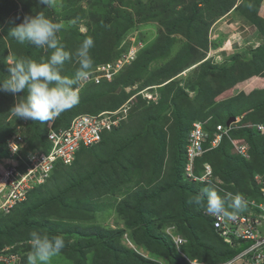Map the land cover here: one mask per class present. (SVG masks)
<instances>
[{
  "label": "rangeland",
  "instance_id": "1",
  "mask_svg": "<svg viewBox=\"0 0 264 264\" xmlns=\"http://www.w3.org/2000/svg\"><path fill=\"white\" fill-rule=\"evenodd\" d=\"M252 2L253 0H236L230 12L222 15L225 13V9H220L223 0H54L53 7L42 6L38 0H0V61L9 54L13 59H31L37 62L46 60L51 55L50 49L38 48L27 42L20 44L8 34L9 29L22 23L25 16H35L43 12L46 17L62 23V29L57 34L59 42L72 55L69 61L59 67L62 75L74 77L79 68L75 53L87 37H91L94 42L90 49L93 60L90 72L98 66L108 63L113 65L129 49L134 51L133 58L136 62L124 64L121 70L117 68L118 73L102 85L80 82L78 103L43 123L15 117L10 109L16 102V97L0 92V171L7 167L4 165L8 162L3 159L12 160L7 153L9 150L6 144L7 139L18 132V127H21L26 137L25 152L34 154L37 149H29V138L38 131L47 133L51 126L58 124L61 117L65 119L63 123H66L69 111L85 109V112L92 113L98 107L105 106L106 109L110 103L118 106L119 101L108 102L115 96L128 99L121 107H112L110 104V108L106 110L132 107L116 127L118 130L111 137V141L99 148L78 152L72 165L55 162L42 186L32 184L36 187L27 193L26 203H18L17 208L13 207L9 213L1 214L0 231L15 228L18 234L28 228L22 223L26 217L31 218L27 219L29 222L40 219L43 230L36 232L51 238L56 231L64 240L63 249L51 258L50 264L187 263L185 257L188 258L191 254L186 249L182 248L174 254L179 260L174 256L175 260L170 259L168 254L171 249L150 236L156 234L165 235L166 244L170 241L174 244V236H180L185 241V246H193L203 241L213 245L212 239L216 240L217 246L225 243L215 236L216 232L211 224L214 216L205 210L206 199L197 205L194 203L197 197L195 193L197 191L200 195H206V187H215L227 202L226 208L230 212L231 202L227 200L231 201L232 196L229 197L228 194L238 193L229 190L227 184L224 185L227 191L222 189L224 182L219 178L217 181L213 179L211 185L202 184L205 182L196 179L201 171L197 172L196 168L189 171L187 165L182 173V181L177 182L174 172L176 164L171 161L174 157L172 151L175 150V139L183 126L190 130L195 123L202 122L204 126L207 125L208 120L205 122L194 119L195 113L189 115L187 106L183 103L182 108L186 112L184 114L178 106L180 103L181 107L180 100L172 102V99L176 95L174 91L183 86L190 94L189 97L194 99L195 93L192 89L197 93L196 88L192 85V89L189 88L184 83V78L190 76V80L197 77L196 75L204 74V71L208 72V64L213 62L223 68L229 58L238 53L243 55L240 61L247 62L253 58L254 50L262 45L258 42L264 43V30L257 31V35L252 36L253 41L243 35L238 38L237 35L241 21L245 22L240 17L252 12L247 10ZM259 3L263 4L264 0ZM247 48L249 53L245 54ZM184 51V55H187L182 56L177 66L179 69H176V66L173 67L174 61ZM178 70L182 71L178 72L180 75ZM7 74V65L0 63V81L6 79ZM119 89L122 90L117 93ZM256 89H264V75L240 83L234 94H250ZM103 92L108 96L104 97L101 105L99 98ZM19 95L18 101L27 95V91ZM226 98L228 97L224 95L218 96L214 100L215 107H220ZM263 113L251 112L247 119L264 127ZM226 117L227 115H215V119L208 126L212 128L214 123ZM164 132L167 143L159 145L158 148L156 143L164 142ZM135 144L139 148L136 149L135 158H132L129 148ZM231 144L234 146L237 142L231 139ZM128 157L134 164L130 166L131 172L125 177L122 176L123 161ZM34 162H37L36 158ZM224 162V157L220 156L213 157L211 161L220 170ZM227 164L230 165V161ZM205 165L211 166L210 163ZM204 166L203 171L206 170ZM39 167L38 171L43 173V167ZM212 171L214 178L215 172ZM109 173L113 175V180L106 176ZM254 181L256 182L255 177ZM218 182L222 183L219 187ZM92 184L95 186L91 189ZM33 192L34 196H31ZM160 192L166 194V202L159 199L156 200L157 206L148 205V200H155L153 197ZM239 194L244 200L250 198L245 195L247 193ZM40 203H46L43 209L32 217L27 216V209ZM182 216L191 218L193 229L198 233L197 237L179 231L178 222ZM143 219V223L148 222L150 226L145 227L142 224ZM96 236L101 239H96ZM89 241L93 242L87 245ZM21 245L25 244L6 247L14 246L13 251H18L17 247ZM27 253L28 248L21 255L19 264H27Z\"/></svg>",
  "mask_w": 264,
  "mask_h": 264
},
{
  "label": "trees",
  "instance_id": "2",
  "mask_svg": "<svg viewBox=\"0 0 264 264\" xmlns=\"http://www.w3.org/2000/svg\"><path fill=\"white\" fill-rule=\"evenodd\" d=\"M259 1L261 2L262 0H259ZM259 1L253 0V2L250 3V5H248V9H247V10H252V12L247 13V15H245L246 17L245 16L240 17V19L247 23L256 24L258 26L259 31L262 32V30H264V25L260 24V21H259V11H260V7L262 4H260ZM235 3H236V0H223V3L221 4L220 9L222 10L225 9L224 10L225 13L222 15H225L228 12H230L231 10L230 8ZM261 44L262 45H260L256 50H254L255 52H253V58L248 60L247 62L240 61L243 55L238 53V54L232 55L229 58L227 64L223 66V68L222 67L219 68V66L215 65L212 62L211 64H208V66L210 65V70L208 72L204 71V74L202 73V74L196 75L197 77H192L190 80H189L190 76L189 77L187 76L186 78H184V83L187 84L189 88H191V85L194 86L197 91L196 93L191 88L192 92L195 93L194 99L189 97L190 94L187 93L188 91L186 90V87L184 88V86L174 91L176 95L172 99V102L180 100L181 107L179 105L180 103H178V106H179L180 111L182 110L184 114H186V112H185V109L182 108L183 103L187 106L186 110L189 113V115L195 113L194 119H197V120L202 119L200 121H205V122L208 120L206 123L207 125L204 126V130L208 134V139H207L208 142L205 145V147L207 148L211 147L212 141L215 139L218 126L220 125L226 126L228 120L232 117H237L240 119L242 117V120L236 123L237 126H235V124L233 125L232 130L229 132V136L223 137L218 147L214 148L213 150H210L209 152L205 153L203 157L197 159L196 169H197V172H200V171L202 172L203 171L202 169L205 163H210L215 172L214 174L215 176L213 179H216L217 177L221 180V182H224L223 186L221 187L222 189H225L227 191L226 187L224 186L225 184H227V186H229L228 187L229 190H232L235 193L236 192L237 193H242V192L247 193L245 195H247L250 198L257 197L258 195V186L256 185L254 181L255 175L260 174L264 176V130L262 132H259L257 129L250 127L249 125L260 124V123L253 124L247 118L249 116V113L251 112L253 114L254 112H262V111L264 112V89L253 90L250 94H245L244 92H241V94L240 93L234 94V92H235V87L237 86V84L246 82L248 81V79L252 77L264 75V43L263 41ZM184 53L185 51L182 52L181 55L177 57L178 59L174 61L173 67L179 66L180 60H182L181 59L182 56L186 57L187 55V53L185 55ZM133 63H136V62L134 61ZM187 68L189 69V67ZM176 69H179V67H177ZM178 72L180 73L182 71L178 70L177 73ZM103 93H102V96H100L99 98L101 105L103 104L104 97L108 96L107 93H104V94ZM222 95L228 98L223 99L220 107L216 108L215 107L216 105H214L215 104L214 100L218 98V96L220 97ZM127 99L128 98L120 99L119 96H115L113 99H109L108 102L115 103L116 101H119L118 106L113 105L111 103L110 104L112 105V107L114 106L121 107L122 105H124ZM110 104L107 105V108H110L111 106ZM106 109H105V106H102V108L98 107L97 110H94L92 113H90L89 111L85 112V109L69 111L68 113L69 117L66 118L68 121L66 123L65 122L63 123L65 119L61 117L58 121V124L57 125L55 124L54 128L58 129V127L67 126L68 123L71 121V119H73L75 116L79 114H82V113L97 114L99 112L105 111ZM244 113H246V115H243ZM215 115H219V116L227 115V117L224 119L221 118L223 120L220 119L219 122L216 124L214 123L213 127L211 128V126H208V123H210L212 120L215 119ZM60 121H62L61 122L62 125H59L61 124ZM239 123L241 124L238 125ZM184 127L185 126L182 127L183 130L180 131V133L176 137L175 139L176 142H174L175 150L172 151V153L174 152L173 153L174 157L172 158L171 161L172 163L176 164L174 172H176L177 182L182 181L181 177H182V173L185 168L186 161H187L186 145H187L189 133L192 130V127L190 130L189 128H184ZM158 128L160 129V127ZM117 130H118L117 128H114L113 131L105 133V135H103V140L100 144L95 145L88 149L84 148L80 151V153L86 150L95 149V148L104 146L107 142L112 140L111 137L115 134ZM11 133L12 132H10V134ZM47 135H48V132L45 134L44 132H40V131H38L36 134L34 133L33 137L29 138V144H30L28 146L29 149H39L41 147L42 148L46 147L47 149L48 148ZM162 136H163L162 140H164V142L156 143V146H158V148H159V145L163 146L165 142L167 143L166 133L164 132ZM231 139L235 140L237 144H243V143L248 144L250 148V153H249L251 156L250 160L242 158L237 153L236 148L231 144ZM138 148L139 146H136V144L133 145V147L129 148L131 150L132 158H135L136 152H137L136 149ZM161 149H163V147ZM216 156L224 157L225 159V162L221 168L222 170H220L219 167L216 168V165L211 163L212 158ZM228 161H230V165L227 164ZM132 164L134 163H132V160H130V157H128V159L126 158L124 159L122 176L125 175V177H127V175L131 172L130 166ZM111 173H109L108 175L106 174L109 180L111 179L113 180L114 178L113 175H111ZM212 183L213 182H205L202 184L208 186V185H211ZM219 184H222V183L218 182L217 183L218 187H219ZM94 186L95 185L92 184L91 189ZM221 188L220 189L218 188V189L221 192L226 193L225 190H222ZM36 190L37 188L35 189V191ZM91 192H89V194H91ZM192 192L194 191L192 190ZM32 195L34 196V192L31 194V196ZM197 195H200V194L199 192L196 191L195 196ZM153 198H156V199L153 201L152 199H149L148 200L149 202H147L148 205L154 204L155 206H157L158 203L156 200L160 199V201L163 200L164 202H166L167 200L166 194H163L162 192L158 193V195ZM52 201L54 200L52 199ZM227 201L231 202L230 199H228ZM24 203L26 202L24 201ZM24 203L22 202L20 204L23 205ZM45 204L46 203H40L33 207H29V209H27V216L32 217V215H34L36 212L42 210ZM225 206H227V202ZM17 207L18 205H16L14 208H17ZM27 219H31V218L26 217V220L24 219L22 221L23 225H27V227L29 228V229L27 228L26 231L18 232V234L15 232L16 230L15 228L11 230H5V231L1 230L0 231V249L6 247V245L23 243L25 245H21L20 247H17L18 252L22 255L23 252L26 250V248H28V252L29 250L31 251L30 245L27 244L29 243V241L27 240H30V233L33 231L40 230V229L43 230V226L40 225L41 224L40 219H36L35 221H32V222L27 221ZM144 221L145 219L142 220V224L145 227L150 226L148 222H145L144 224L143 223ZM211 224L213 225L212 221H211ZM178 229L182 234L187 233V234H190L191 236L194 235V237H197L198 235V233L193 229L191 218L186 217V216L180 217V220L178 222ZM64 233L66 234V232ZM204 233L206 232L204 231ZM24 235L26 237H24ZM53 235L54 236L59 235V233L55 231ZM150 236H153V239L155 241H158V242L161 241V243L162 242L165 243L164 244L165 247H169L171 249L170 251L171 253L168 254L170 259H173V256H174L176 260H179V258L177 259V257L174 255V254H177L178 252L177 247L170 240H169L170 243L166 244L167 238L165 237V235L156 234V235H150ZM215 236L217 237L218 240L220 239L223 240L222 238L217 236V234ZM95 238L98 240L101 239L100 236H96ZM215 241L216 240L212 239L213 245H208L203 241V242H198L195 245L193 244L194 247L196 246L195 248L192 245L189 246L188 244L186 246L184 245L182 248L186 249L187 252L191 254L190 258H193L199 261L203 260V261H206L205 263H210V264H221L229 259H232L233 257L237 255L238 251L236 250L235 247L227 243H222L221 246H217L215 245ZM91 242L93 241H89V243L87 242V245H90ZM95 242H98V241H95ZM178 264H184V263L178 262ZM185 264H188V263H185Z\"/></svg>",
  "mask_w": 264,
  "mask_h": 264
},
{
  "label": "built area",
  "instance_id": "3",
  "mask_svg": "<svg viewBox=\"0 0 264 264\" xmlns=\"http://www.w3.org/2000/svg\"><path fill=\"white\" fill-rule=\"evenodd\" d=\"M133 52L132 49H129L113 65L108 63L96 67L94 71L90 72L88 80L84 83L91 82L94 85H100L106 80L112 79L118 73L117 68L121 70L124 64L135 61ZM131 108L124 106L119 110H105L97 114L82 113L71 119L67 126L58 127V129L51 126L47 135L48 148L41 147L39 149L43 151L37 149L34 154L25 152L26 137L21 127H18V132L9 137L6 144V148L9 150L7 153L12 160L3 159L8 162L4 165L7 167L0 171V216L2 213H9L18 203L26 201L27 193L36 187L32 184L42 185L55 162L72 165L78 152L100 144L103 135L118 127ZM249 126L259 132L264 130L262 125ZM232 128L233 125L218 126L215 139L212 141L211 147L207 148L205 145L208 142V134L204 130V123H195L189 133L186 145L187 170L192 171L196 168L197 159L218 147L223 137L229 136ZM11 143L18 146L16 152L12 151ZM234 147L242 158H251L248 144H234ZM38 156H42V158ZM35 158L37 159L36 163L34 162ZM39 166L43 167V173L38 171ZM205 166V172H200L196 179L202 182H212L213 168L210 165ZM214 180L217 181L218 178ZM255 180L258 186V195L245 200V211L236 214L235 218L230 220L217 216L213 218L214 230L225 243L235 248L243 245L244 248L233 259L221 264H235L239 261L246 264H264V176L255 175ZM233 196L235 195L232 194V198ZM173 241L177 249L181 251L185 241L180 236H174ZM14 249V246L0 249V264H19L22 257L18 251H13ZM185 259L188 264H210L198 261L190 262L187 257Z\"/></svg>",
  "mask_w": 264,
  "mask_h": 264
},
{
  "label": "clouds",
  "instance_id": "4",
  "mask_svg": "<svg viewBox=\"0 0 264 264\" xmlns=\"http://www.w3.org/2000/svg\"><path fill=\"white\" fill-rule=\"evenodd\" d=\"M38 3L45 7L54 6V0H38ZM61 29L62 23L46 17L43 12L35 16H25L22 23L9 29L8 34L20 44L27 42L38 48L52 50L46 60L39 62L13 59L10 54L0 61L7 65L8 72L7 78L0 81V92L16 97L10 112L18 119L47 122L78 103V85L88 80L93 66L90 49L94 42L91 37H87L77 49L75 55L78 57L79 68L74 77L69 78L59 71V67L72 58L71 53L59 42L57 34ZM25 90L27 95L18 101L17 97ZM10 147L13 152L18 150L15 143H11ZM205 192L206 195H197L194 203L200 205L206 199L205 210L210 215L230 220L246 210V201L239 193L231 199L229 212L225 199L218 194L215 187H206ZM228 196L231 197L232 194L229 193ZM29 243L31 251L27 253V264H50L51 258L58 255L64 247L61 235L50 238L36 231L30 233Z\"/></svg>",
  "mask_w": 264,
  "mask_h": 264
},
{
  "label": "crops",
  "instance_id": "5",
  "mask_svg": "<svg viewBox=\"0 0 264 264\" xmlns=\"http://www.w3.org/2000/svg\"><path fill=\"white\" fill-rule=\"evenodd\" d=\"M259 21H260V24H264V3L260 7V11H259ZM248 24H247V22L245 23V22H242L241 21L240 31L237 33V35H238V38L243 35V36H245L246 39L247 38H250V40L253 41L252 40V36L257 35V31H259V29H258V26L256 24H253V23H250L249 25ZM258 43L260 45L262 43V41H259ZM245 50H246V53L245 54L249 53V52H247L248 48L245 49ZM238 85H240V83L237 84V86Z\"/></svg>",
  "mask_w": 264,
  "mask_h": 264
},
{
  "label": "bare ground",
  "instance_id": "6",
  "mask_svg": "<svg viewBox=\"0 0 264 264\" xmlns=\"http://www.w3.org/2000/svg\"><path fill=\"white\" fill-rule=\"evenodd\" d=\"M243 158H245V157H243ZM245 159H249V158H245ZM256 183V182H255ZM256 185H257V183H256ZM224 241V240H223ZM236 250L238 251V253H240V252H242L243 251V245H241V246H238V247H236ZM237 253V254H238ZM234 258V257H233ZM232 258V259H233ZM188 260L190 261V262H192V261H198V262H202V261H199V260H196V259H193V258H190V257H188ZM229 260H231V259H229ZM229 260H227V261H229ZM188 263V262H187ZM235 264H246L245 262H241V261H239V262H236Z\"/></svg>",
  "mask_w": 264,
  "mask_h": 264
},
{
  "label": "water",
  "instance_id": "7",
  "mask_svg": "<svg viewBox=\"0 0 264 264\" xmlns=\"http://www.w3.org/2000/svg\"><path fill=\"white\" fill-rule=\"evenodd\" d=\"M122 89H119V91L117 93H120ZM237 122V117H232L228 120L227 122V126H231L233 123H236Z\"/></svg>",
  "mask_w": 264,
  "mask_h": 264
}]
</instances>
